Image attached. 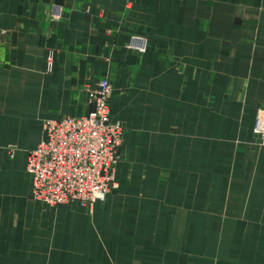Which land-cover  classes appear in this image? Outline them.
<instances>
[{
    "label": "crops",
    "instance_id": "1",
    "mask_svg": "<svg viewBox=\"0 0 264 264\" xmlns=\"http://www.w3.org/2000/svg\"><path fill=\"white\" fill-rule=\"evenodd\" d=\"M103 79L116 190L35 201L44 121L87 115ZM259 110L264 0H0V264H264Z\"/></svg>",
    "mask_w": 264,
    "mask_h": 264
},
{
    "label": "built area",
    "instance_id": "2",
    "mask_svg": "<svg viewBox=\"0 0 264 264\" xmlns=\"http://www.w3.org/2000/svg\"><path fill=\"white\" fill-rule=\"evenodd\" d=\"M127 48L143 54L145 41L133 37ZM53 56L52 51L47 55L48 72ZM111 94V85L103 79L90 93L87 115L44 121L42 139L28 151L25 167L35 201L53 207L70 203L91 207L104 203L116 190L122 127L110 120ZM252 132L264 145V110L256 112Z\"/></svg>",
    "mask_w": 264,
    "mask_h": 264
},
{
    "label": "rangeland",
    "instance_id": "3",
    "mask_svg": "<svg viewBox=\"0 0 264 264\" xmlns=\"http://www.w3.org/2000/svg\"><path fill=\"white\" fill-rule=\"evenodd\" d=\"M253 130V129H252Z\"/></svg>",
    "mask_w": 264,
    "mask_h": 264
}]
</instances>
